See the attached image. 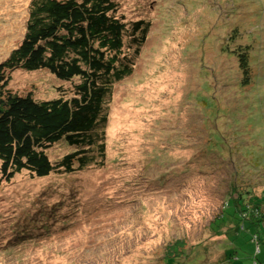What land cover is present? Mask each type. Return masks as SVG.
<instances>
[{
  "label": "rangeland",
  "instance_id": "rangeland-1",
  "mask_svg": "<svg viewBox=\"0 0 264 264\" xmlns=\"http://www.w3.org/2000/svg\"><path fill=\"white\" fill-rule=\"evenodd\" d=\"M116 1L125 21L147 19L151 27L133 74L115 83L109 98L105 162L74 174L38 177L22 171L4 181L0 264H264V223L259 239L256 225L243 215L236 217L238 229L230 220L215 225L233 178L262 193L264 163L257 171L247 169L243 163L251 159H243L239 149L212 164L211 154L204 155L217 124L223 129L214 141L247 129L245 121L237 124L231 117L247 97L239 88L238 60L221 43L236 26L241 42L262 47L264 0ZM30 2L0 0V61L22 40ZM132 40L125 37V50L133 51ZM258 56L264 59V49ZM10 78L14 91L38 99L72 86L48 70L15 69ZM263 129L256 122L247 134L264 141ZM232 142L223 146L226 152ZM71 149L62 140L47 151L56 162ZM38 218L39 227H49L28 232ZM177 240L189 248L175 246L166 255ZM204 241L222 243L209 250Z\"/></svg>",
  "mask_w": 264,
  "mask_h": 264
},
{
  "label": "trees",
  "instance_id": "trees-1",
  "mask_svg": "<svg viewBox=\"0 0 264 264\" xmlns=\"http://www.w3.org/2000/svg\"><path fill=\"white\" fill-rule=\"evenodd\" d=\"M118 10L116 0H31L22 40L0 61V186L22 171L45 177L53 172L74 174L76 170L104 164L109 98L115 83L133 74L135 61L151 27L147 19L125 21ZM230 28L221 49L237 58L239 88H243L241 96L247 97L242 98L244 103L233 110L231 117L237 124L245 121L247 129L235 130L228 141L220 136L214 141L216 133L223 129L217 124V129L209 132L206 145L217 153L205 148L204 155L211 154L212 164L216 158L224 157L225 153L233 155V151L239 149L243 159H251V163L245 160L243 166L257 171L263 167L260 164L264 163V156H255L251 151L263 152L264 141H255L253 134L247 131L256 126V122L264 125V91H261L264 59L258 56L264 45L256 48L253 40L241 42L242 32L236 26ZM125 37L133 39L132 52L125 50ZM15 69L48 70L58 79L72 82V86L71 89L60 87L64 93L59 96L38 99L32 92L12 89L10 77ZM202 86L196 95L203 90ZM252 91L258 93L253 97ZM210 94L215 95L214 91ZM207 102L204 104L208 105ZM260 133L264 136V129ZM247 135L250 138H246ZM220 139H223L221 146L216 144ZM62 140L72 149L53 162L47 150ZM233 140L236 145L226 152L223 146H230ZM243 173L249 174L248 170ZM229 183L221 213L215 220L216 227L230 220L238 229L240 224L236 217L243 215L258 231L264 223V181L260 182V195L254 192V185L238 182L237 178ZM38 225L39 218L28 232L49 227V224ZM232 237L230 233L228 240ZM217 243L220 248L222 242L217 241H204L202 246L216 250ZM231 245L238 246L237 243ZM175 246L189 248L184 240H177L167 247L166 255Z\"/></svg>",
  "mask_w": 264,
  "mask_h": 264
}]
</instances>
